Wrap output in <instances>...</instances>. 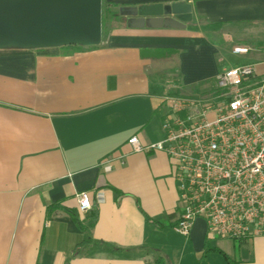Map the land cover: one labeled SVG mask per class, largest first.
<instances>
[{
  "label": "crops",
  "instance_id": "crops-1",
  "mask_svg": "<svg viewBox=\"0 0 264 264\" xmlns=\"http://www.w3.org/2000/svg\"><path fill=\"white\" fill-rule=\"evenodd\" d=\"M104 2L185 3L193 19L185 29L121 25L79 52L0 49V264H264V236L210 239L203 220L178 234L173 161L128 144L162 139L174 88L208 90L227 71L225 46L264 30V0ZM96 191L106 202L94 198L93 224L77 195Z\"/></svg>",
  "mask_w": 264,
  "mask_h": 264
},
{
  "label": "built area",
  "instance_id": "built-area-1",
  "mask_svg": "<svg viewBox=\"0 0 264 264\" xmlns=\"http://www.w3.org/2000/svg\"><path fill=\"white\" fill-rule=\"evenodd\" d=\"M236 55L247 48H235ZM204 95L166 96L162 139L135 152H163L173 161L181 214L175 231L189 237L203 220L210 239L264 236V62L221 73ZM106 202L103 191L77 195L78 211Z\"/></svg>",
  "mask_w": 264,
  "mask_h": 264
},
{
  "label": "water",
  "instance_id": "water-1",
  "mask_svg": "<svg viewBox=\"0 0 264 264\" xmlns=\"http://www.w3.org/2000/svg\"><path fill=\"white\" fill-rule=\"evenodd\" d=\"M131 29H185L191 5L121 8ZM102 42V0H0V49L97 47Z\"/></svg>",
  "mask_w": 264,
  "mask_h": 264
},
{
  "label": "rangeland",
  "instance_id": "rangeland-1",
  "mask_svg": "<svg viewBox=\"0 0 264 264\" xmlns=\"http://www.w3.org/2000/svg\"><path fill=\"white\" fill-rule=\"evenodd\" d=\"M125 26L126 22L124 20L121 22H116L115 26ZM241 34V32H240ZM106 35L102 34V41L106 38ZM240 41H231L228 45L225 46L222 52V66L229 70L234 67L242 66V65H250L256 64L264 61V30L262 29H250L248 31H243L240 35ZM104 37V38H103ZM102 43V42H101ZM234 48H247L249 49V53L236 55L233 53ZM176 78V77H175ZM174 81H177L176 79ZM173 93L179 94V96H196V95H204L209 90H198L195 89L187 90L182 89L180 86L173 89ZM171 94V93H170Z\"/></svg>",
  "mask_w": 264,
  "mask_h": 264
},
{
  "label": "trees",
  "instance_id": "trees-1",
  "mask_svg": "<svg viewBox=\"0 0 264 264\" xmlns=\"http://www.w3.org/2000/svg\"><path fill=\"white\" fill-rule=\"evenodd\" d=\"M120 19H121V15H120L119 11H117V7L114 5H109V4L105 3L104 0H102V34H103V36L104 35L107 36L114 29H120V26L113 27L116 22L120 21ZM66 48H68L69 50H71L73 52H79V51L84 50V47H80V46H67ZM214 83H215V81L210 82L209 83L210 87H214ZM210 87H209V89H210ZM196 91H198V89ZM168 96H179V94L171 93V94H168ZM97 215H98L97 208H96V206L94 207V204H93V206L91 208V218L93 219V224L97 221ZM77 220H79V219L77 218ZM210 252H218L225 259H227V256L224 253L217 250L216 248L210 247L207 243V248L205 250V253L208 254Z\"/></svg>",
  "mask_w": 264,
  "mask_h": 264
}]
</instances>
